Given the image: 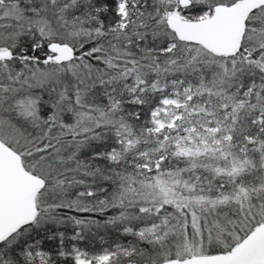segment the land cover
Instances as JSON below:
<instances>
[{
  "label": "snow or ice",
  "instance_id": "snow-or-ice-1",
  "mask_svg": "<svg viewBox=\"0 0 264 264\" xmlns=\"http://www.w3.org/2000/svg\"><path fill=\"white\" fill-rule=\"evenodd\" d=\"M0 264H264V0H0Z\"/></svg>",
  "mask_w": 264,
  "mask_h": 264
}]
</instances>
